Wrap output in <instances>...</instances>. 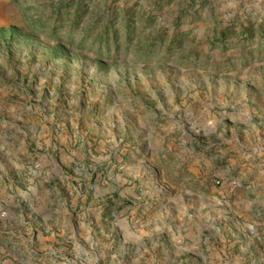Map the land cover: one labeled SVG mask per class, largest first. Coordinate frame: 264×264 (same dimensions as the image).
I'll return each instance as SVG.
<instances>
[{
  "label": "rangeland",
  "instance_id": "374dc122",
  "mask_svg": "<svg viewBox=\"0 0 264 264\" xmlns=\"http://www.w3.org/2000/svg\"><path fill=\"white\" fill-rule=\"evenodd\" d=\"M0 264H264V0H0Z\"/></svg>",
  "mask_w": 264,
  "mask_h": 264
}]
</instances>
